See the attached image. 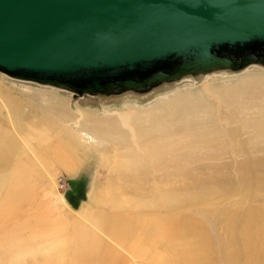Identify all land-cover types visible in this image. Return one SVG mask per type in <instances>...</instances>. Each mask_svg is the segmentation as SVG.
Instances as JSON below:
<instances>
[{
	"label": "rangeland",
	"instance_id": "374dc122",
	"mask_svg": "<svg viewBox=\"0 0 264 264\" xmlns=\"http://www.w3.org/2000/svg\"><path fill=\"white\" fill-rule=\"evenodd\" d=\"M214 76L199 82L184 81L147 98L128 97L125 98L127 102L108 105L102 110L100 109L102 107H96L95 104L75 105L72 103L71 97L58 90L35 88L22 83L15 84L8 78L9 76L0 73L1 86L13 90L12 97L22 104V113L19 116L23 115V121H19L20 117L17 118L16 115L17 119L14 118V122L17 121V126L19 124L18 127L21 129L17 127L19 132L17 133L23 139L22 150L19 154L22 156L23 151L26 150L29 153L27 155H31L26 166L30 170L37 166L35 171L37 172L38 168L40 172V178L33 186L31 185L34 194L24 204L25 210L28 209L30 213L36 214V217L38 216L36 220L39 219L44 226L47 224L48 229L52 232L50 235H53V231L57 235L59 226L66 227L64 229L66 233H62L63 243L59 240L62 247L58 246L47 251L45 246L49 245L48 242L42 244L38 240L35 241L38 243L35 248L38 249L32 255L36 258V264H112L113 260L116 263L118 257L103 259L106 246L110 245L114 252L117 251L113 241L108 240L109 244H106L105 240L92 243L86 237L74 240V229L84 230L88 226L89 231L97 232L101 229V227L99 229L96 227L98 224L92 220L90 224L88 222L78 224L71 221L81 220L79 218L80 211L86 206H91L97 210L98 215L101 214L105 218L112 217L114 220V213L122 215L127 225L132 224L135 214L144 215L141 218L143 227L142 219L146 218V215L155 214L156 216L157 209L153 207L141 210V206H136L133 209L127 206V201L131 199L141 201L146 197L148 201H153V204L160 206L157 201L159 196L156 194L164 192V196L168 197L167 193H170L171 189L173 197L178 198L177 212L172 213L173 210L164 209L170 213L163 210L165 214L161 215L178 216L180 228L176 235L180 248L184 249L181 252V255L184 254V258L179 260L180 264H264V259L254 260L251 258V250L248 247V241H246L251 238V235H253L252 243L258 242L259 239L261 241L264 233V220L256 215L258 214L257 210L264 207V113H262L264 109L256 105L253 106L252 113H243L242 111L240 113L242 115H240L237 110L239 106L237 99H233L238 94H242L241 99L245 96H253V94L257 96L264 94V65L251 66L237 74ZM235 90L239 93L233 94L232 92ZM56 91L58 92L55 93ZM133 99L137 100L133 101ZM125 100L123 99L122 102ZM219 100L222 106L229 107L230 111L227 115L223 116L225 109H222L221 105L217 103ZM218 110L221 112L220 117L217 114ZM80 112L91 118L107 120L105 128L102 129L108 130L106 125L109 124L108 128L114 136L131 138L130 131L132 132L135 128L132 121H138L139 124H135L137 137L135 140L131 139L132 144L137 148L142 147L145 142L161 136L158 127L163 125V120L166 117L172 119L175 117L177 122L179 119H183L184 123L190 122L189 127L178 130V132L176 130L171 134L174 138L176 137L177 142L182 135V137L185 135V138H181L184 147L170 153L171 162L180 167L179 177L176 176L174 179H181L173 184H165L160 177L161 174L168 171L167 165L165 164L156 176L154 166L148 163L146 182H143L142 186L145 189L130 195L121 194L124 186L121 187L120 182L117 183L114 180L116 177L114 178L113 170H111L113 163L111 159L120 154L124 158L127 147L132 150L133 146L121 142L117 138L114 144L110 140L111 143H105L106 146H100L97 151L95 142H90L85 137L88 142H84L83 152L72 151L69 148L64 149L66 139L71 137L66 131L77 132L74 125L80 118ZM118 112L123 113V120L119 118ZM65 113L70 116H65ZM2 114L5 119V121L3 120L4 127L9 131L13 130L11 121L8 120L11 119L8 117L9 115L6 112ZM11 114L13 113L11 112ZM166 114L167 116H164ZM125 115L131 116L132 121L127 119L130 123H125ZM255 126L257 127L255 128ZM225 132H228L229 135ZM235 134L237 137L241 136L240 139L236 140ZM260 134L262 136H259ZM29 138L36 145L34 148H30L28 145L24 146V141ZM186 140L187 143H184ZM87 147L91 148L87 150ZM136 157H138V153ZM141 165L140 161L137 162L133 166V170L136 166L140 167ZM110 172L112 173L110 174ZM3 175L4 179H7L9 174L5 172ZM108 179H113L115 182L112 181L110 186L111 180ZM170 181L171 179L168 180V182ZM114 191H116L115 194L120 195L118 197L122 196L123 200L118 208L113 207L115 204ZM28 193L31 192L28 191ZM30 208L34 210L31 211ZM66 211L74 219L65 216ZM16 219H18L17 216L8 221V224ZM171 220L170 218L167 221L171 223ZM68 221L70 223L66 225ZM81 224L83 226L86 224V226L83 228ZM167 225L170 227V224ZM90 227L93 228L90 229ZM54 228L56 229L53 230ZM105 228L104 226V230ZM8 229L4 232L5 234L11 233V227ZM1 231L0 226V233ZM0 235L2 238V234ZM24 241L20 239L18 244L27 247L30 241ZM258 244L256 243L258 247L253 245L256 253L260 249V244ZM77 245L82 247L83 253H86L82 255L81 259L75 255ZM3 250L0 246V254L3 253ZM5 257L2 258L5 259ZM21 257L23 260H29L32 256L22 251Z\"/></svg>",
	"mask_w": 264,
	"mask_h": 264
},
{
	"label": "water",
	"instance_id": "95a60500",
	"mask_svg": "<svg viewBox=\"0 0 264 264\" xmlns=\"http://www.w3.org/2000/svg\"><path fill=\"white\" fill-rule=\"evenodd\" d=\"M264 65V0H0V72L73 97Z\"/></svg>",
	"mask_w": 264,
	"mask_h": 264
},
{
	"label": "bare ground",
	"instance_id": "6f19581e",
	"mask_svg": "<svg viewBox=\"0 0 264 264\" xmlns=\"http://www.w3.org/2000/svg\"><path fill=\"white\" fill-rule=\"evenodd\" d=\"M251 66H260V65H253L252 64V65H250L248 67H244L238 71L219 70V71H214V72H211L208 74L201 75L199 77L188 76V77H184L182 79H179L175 82L161 84V85H159L153 89L147 90V91H142V92H138V93L124 92V93H121L118 95L105 96V97H101V98L97 97L95 95H88V94L80 95V96H77L74 98L73 92L66 90V89H63V88L41 85V84L34 83V82H28V81H23V80H19V79H14L11 77H8V78L12 82H14L15 84L16 83H22V84H26V85H29V86H32L35 88H47V89H52V90H58V91H61L62 93L64 92L69 97H71L72 103L75 105L77 104L79 106H82V105L86 106V105L95 104L94 106L102 107L100 109L103 110L104 108L108 107V105H118V104H120V102L121 103L127 102L125 100V98H128V97L147 98V97L154 95L157 92L167 90V89L172 88L176 85H179L184 81L199 82L201 80H204L207 77L209 78V77L214 76V75L237 74V73L243 72L244 70L250 68ZM32 87H29V88H32ZM32 89H34V88H32ZM36 90H38V89H36ZM12 91L13 90L9 89V87L4 88L0 84V226L2 228V231L0 233V234H2V238L0 237V246L2 247V250L5 249V250H3V253L0 254V264H36V258L32 254L34 252H36V250L38 249V248L37 249L35 248L36 244H38V243H36L37 240L39 241V243H42V244L48 242L49 245L45 246V247H47L46 248L47 251L48 250L51 251L54 248L61 246L60 245L61 242L59 240L62 241L63 234L66 233V231L64 230V229H66V227L63 228L64 226L60 227L58 225L59 226L58 227L59 229L57 228L58 232L56 230L57 235L53 231L56 228H54L52 230L53 235H50L52 232L48 229V225L45 224V226H44L43 223L39 219L36 220V218L38 217V216L36 217V214L34 215V214H32V212L30 213L28 209L25 210L24 204L27 203V201L29 200L31 195L34 194L32 192L31 185L33 186V184H35L37 179L40 178V172L38 171V168H37V172L35 171L37 166L33 170H30V168L28 166H26L27 163L29 162L28 159L31 156V155H27L29 153L26 150L23 151L22 156L19 154L22 150L21 147L23 144V139H22V137H20L18 135L19 132L17 131V129L18 128L20 129V127H18L19 124L17 126V121L14 122V118H16L15 117V115H16L17 118L20 117V119H18L19 121H23V115L19 116L22 113V104L12 97V95H11ZM58 91H56L55 93H57ZM232 93L238 94L239 91L235 90ZM241 97H242V94H238V95H235L233 97V99H237V105H239L237 107V110L239 111V114L242 111H243V113H246V112L252 113L253 112V106H256V105L260 106L261 108L264 109V94H259L258 96L253 94V96H245V98L243 97L242 99H241ZM215 98H216V96H215ZM123 99L125 100L124 102H122ZM135 100H137V99H133V101H135ZM217 103H219V105H221L220 100L217 101ZM221 108L225 109L223 116L227 115L228 112L230 111V109L227 105H223V106L221 105ZM31 109H33V108H31ZM4 112H6V114L9 115L8 117L11 118L8 120L11 121V126H12L11 128H13V130L10 129V131H9L4 127L3 122L5 121V119H4V116L2 114ZM11 112L14 115L11 114ZM262 113H264V112L262 111ZM117 114L119 115V118L123 120V118H124L123 113L118 112ZM217 114L220 117L221 112L219 111V113H217ZM7 115H6V117H7ZM42 115H44V114L42 113ZM240 115H242V114H240ZM65 116L68 117V116H70V114L65 113ZM125 116H126V118H125L126 122L125 123H127V122L130 123L129 120L132 121L131 116L130 115H125ZM164 116H167V114ZM41 117H43V116H41ZM46 117H47V115H46ZM127 119H129V120H127ZM105 122H107V120L102 121L100 118L99 119L98 118H91V117H89V115L80 112V118L77 120V123L74 125V127L77 129V132L71 131V130L66 131V133H68L71 137L66 139V141L64 143L65 144L64 149L69 148V150H72V151L80 150L83 152L84 147H85L84 142L89 140L90 142L91 141L95 142V148L98 151V148H100V146H102V145L106 146L107 142L111 143L113 141L112 143L114 144V142L117 138H119V140L121 142H125L126 144H132L131 139H134V140L136 139L137 130H136L135 124H139L138 121L137 122L132 121L133 122L132 125L135 128H133L132 132L130 131L131 136H132L131 138H127L124 136H114L112 131L110 132V129L108 128L109 124L106 125V127L109 131L102 129L103 127L105 128ZM190 125H191L190 122L184 123L183 119L182 120L179 119V121L177 122L175 117L173 119L171 117H166L163 120V125L158 127V131L161 134V136L159 138L154 139V140H149V141L145 142L142 147H138V148L132 144V146H133L132 150L128 149V147H127V153H126V156L124 158H122V156H120L121 154L116 155V157L112 156L113 159H111V162H113V163L111 165V168H112L111 170H113L114 178L116 177V179H114V180L117 181V183L120 182L121 187L124 186V190L121 191L122 192L121 194L125 193V195H130L132 193L142 192L141 190L145 189V187H142V186H143V182H146V167H147L148 163H151V165L154 166V172L156 173V176H157V173L163 169L164 165L165 164L167 165L168 171L166 173L161 174V177H160L161 180L165 184H173V183H176L178 180H180L181 178L180 179L179 178L174 179V177H176V176L179 177L180 167L177 165H174L171 162L170 153L172 154L175 150H179V149L184 147V144L181 142V138L182 139L185 138V135H184V137H182L183 136L182 135L180 137L179 141L177 142L175 140L176 137L174 138V136H171V134L174 133L176 130L178 132V130H182L186 127H189ZM127 126H128V124H127ZM256 127L257 126H255V128ZM261 131H262V129H261ZM186 133H184V134H186ZM225 133H227V135H229L228 132H225ZM254 135H255V133H254ZM259 136H262V134H260ZM31 137L33 138V136H31ZM85 137L87 138V140ZM240 137L241 136L237 137L236 134L234 135V138L236 140L240 139ZM263 138H260V139H263ZM229 139H230V137H229ZM110 140H112V141H110ZM253 141L255 142V140H252V142ZM184 143H187V140ZM256 143H259V142L256 141ZM27 145L30 148H34L36 146L34 144V142L32 140H30V138L24 141V146L26 147ZM90 148L87 147V150ZM107 150H108V148H107ZM104 151H105V149H104ZM110 151H111V148H110ZM106 152H104V153H106ZM129 152H131V153L129 154ZM137 153H138V157H136ZM139 161L142 164L140 166L141 168L139 166H136L135 170H133V166ZM5 172H7L9 174L7 179H4L5 177H3L5 175V174L3 175V173H5ZM111 173L112 172H110V174ZM113 176L110 175L111 178H113ZM170 179H171V181L168 182V180H170ZM108 180H111L109 182L110 183L109 185L111 186L113 183L112 181H114V180L113 179H108ZM28 191H30L31 193H28ZM97 191H99V190H97ZM115 193H116V191H114V199H113L115 204L112 202L114 204V206L113 205L112 206L114 208H118L119 205L122 204L123 200H122V196L118 197L120 195L118 193L117 194H115ZM167 194H169L168 197L164 196L165 195L164 192H159L156 194V196H159L157 198V201H159L158 203H160V206H157V204L156 205L153 204L152 203L153 201H148L146 199V197L144 198V200H141V201L133 200V199L127 201V206H129L130 208H133V209L136 208V206H141V208H142L141 210H148V209H152L153 207H155V209H157L158 214L156 216H155V214H153L152 216L146 215V218L142 219L144 222L143 227L141 225V218L144 215L139 216V215L135 214L134 219L132 220V224L127 225V223L125 222L122 215H117L116 213H114V220H113L112 217H109V218L106 217L105 218V216L103 217L101 214L98 215L97 210H95L91 206H89V207L86 206L82 211H80V213H79L80 216L78 215L81 220H78L75 222L72 220L71 222L72 223H78V224L81 222H85V223L88 222L90 224V222L93 221L96 224H98V226H96V227L98 229H99V227H101V229L97 232L89 231L88 226H87L88 229L85 228L84 230L79 229L77 231V229L76 230L74 229V240L76 241L77 238L86 237L87 239L92 241V243H95L96 241L102 242V240H105L106 244H109L108 240L113 241L116 245V247H114V248L117 251L114 252V249L112 248V246L108 245L105 247L106 250H105V253L103 255V259H105V258H113L114 259V257H118L116 260L117 261L116 263H114V260L111 261V262H113L112 264H180L179 260L181 258H184V254L181 255V252L184 251V249L180 248L179 239L177 240V235H176V233H178V230L180 228L179 223H178V220H179L178 216H174V217L162 216L165 214L164 212H169L170 209L174 211L172 213L177 212L178 208L176 207V205H177L178 198L173 197L172 189H171V192L167 193ZM177 196H178V194H177ZM112 197L110 198L111 200H112ZM161 198H164V199H161ZM60 202H61V199L59 200V203ZM164 209H167V210L169 209V211H165ZM30 210L32 211L34 209L30 208ZM163 210H164V212H163ZM257 213L258 214H256V215H259L260 219L262 218V220H264V207H260L257 210ZM16 214H18V215H16ZM64 215L68 216L69 219L72 218L71 214L67 211L64 213ZM15 216H17L18 219H16L15 221L13 220V222H9V224H8V221L12 220ZM61 216H63V215L61 214ZM162 217L164 218V220ZM165 218H168V219L171 218L172 222L171 223L168 222L167 221L168 219L166 220ZM65 219H67V217H65ZM72 219H74V218H72ZM68 223H70V221L66 222V225ZM149 223H152V224L150 225ZM174 223H176V224H174ZM262 223H263V221H262ZM167 224H170V227H167L168 226ZM259 225H261V224L259 223ZM85 226H86V224H85ZM85 226H83V228ZM92 226L94 227V225H92ZM104 226L106 227L105 230H104ZM124 226H126L127 228H121ZM9 227H11V233L5 234L4 232ZM51 227H53V226H51ZM76 227H78V226H76ZM93 227H90V229ZM8 231H10V229H8ZM54 233H55V235H54ZM106 236H108V237H106ZM252 236L253 235H251L250 237L252 238ZM27 238L30 240H26ZM251 238L246 240V241H248L247 244L251 250V252H250L251 258L254 260L264 259V233L262 235L261 241L259 239L260 242L258 241V242L252 243ZM20 239L25 240L24 242L30 241L28 243L27 247H25V245L20 246L21 244H18V242H20ZM54 242H56L57 244H53ZM66 242H67V240H66ZM62 243H63V241H62ZM256 243L260 244V249H259L258 253L254 252V246H257ZM99 245H101V244H99ZM34 248H35V250H34ZM81 248L78 245L75 248V255L80 257V259H81L82 255L86 254V253L82 252ZM22 251H24L26 254L28 253L32 257L29 260H23L21 257ZM6 255L9 257H5ZM246 255H249V254H246ZM1 256L5 257V259H3ZM91 256H92V254H91ZM45 262L50 263L48 260H45ZM109 262H110V260H109ZM104 263H106V262H104Z\"/></svg>",
	"mask_w": 264,
	"mask_h": 264
}]
</instances>
